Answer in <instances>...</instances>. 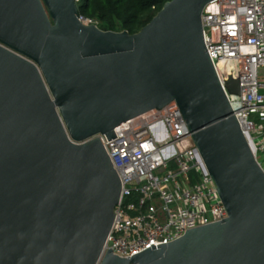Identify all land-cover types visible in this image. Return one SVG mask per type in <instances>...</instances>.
Instances as JSON below:
<instances>
[{
    "label": "water",
    "instance_id": "obj_1",
    "mask_svg": "<svg viewBox=\"0 0 264 264\" xmlns=\"http://www.w3.org/2000/svg\"><path fill=\"white\" fill-rule=\"evenodd\" d=\"M212 1L169 0L130 34L76 0H0V264H264V171L206 49ZM174 101L228 217L103 255L122 182L98 135Z\"/></svg>",
    "mask_w": 264,
    "mask_h": 264
},
{
    "label": "built area",
    "instance_id": "obj_2",
    "mask_svg": "<svg viewBox=\"0 0 264 264\" xmlns=\"http://www.w3.org/2000/svg\"><path fill=\"white\" fill-rule=\"evenodd\" d=\"M202 24L216 74L264 171V0H213ZM226 75L239 80L240 95L228 91ZM98 136L122 182L103 255L130 258L228 217L175 101L121 124L111 139Z\"/></svg>",
    "mask_w": 264,
    "mask_h": 264
},
{
    "label": "trees",
    "instance_id": "obj_3",
    "mask_svg": "<svg viewBox=\"0 0 264 264\" xmlns=\"http://www.w3.org/2000/svg\"><path fill=\"white\" fill-rule=\"evenodd\" d=\"M169 0H78L80 15L108 31L139 32Z\"/></svg>",
    "mask_w": 264,
    "mask_h": 264
},
{
    "label": "rangeland",
    "instance_id": "obj_4",
    "mask_svg": "<svg viewBox=\"0 0 264 264\" xmlns=\"http://www.w3.org/2000/svg\"><path fill=\"white\" fill-rule=\"evenodd\" d=\"M252 119H255V120H257L258 121V119H257V117H255V115L253 114L252 115V117H251Z\"/></svg>",
    "mask_w": 264,
    "mask_h": 264
}]
</instances>
